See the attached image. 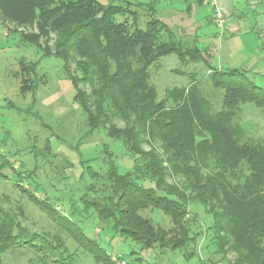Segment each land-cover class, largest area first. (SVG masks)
<instances>
[{
	"label": "trees",
	"instance_id": "obj_1",
	"mask_svg": "<svg viewBox=\"0 0 264 264\" xmlns=\"http://www.w3.org/2000/svg\"><path fill=\"white\" fill-rule=\"evenodd\" d=\"M123 3L117 5L113 0L106 6L97 0H0V23L35 26L38 30L36 35L12 31L9 35L12 37L5 38L35 49L42 59L54 57L62 62V71L73 85L75 96L84 102L88 132L103 129L110 136L117 137L119 140L116 141H120L122 147L133 145L144 153L154 179L150 187L134 182L128 171L120 173L115 161H108L103 147L102 157L107 160L103 163L105 168L100 177L92 179L89 184L83 181V186L74 194L70 192L68 198H62L63 201L59 202L61 211L50 203L45 189H40L43 184L35 182L32 175L26 173L29 170L25 163V166L23 163L19 165V170L0 154V178L11 180L17 190L27 194L41 207V211L53 216L61 229L88 250L97 263L111 264V259L70 221V217L78 212L96 214L99 221L111 227L115 236L127 239L146 251L157 243L163 244L167 231L141 217L139 211L147 208L159 210L178 228L174 236L179 238L180 235V239L170 246L184 249L189 241H194L185 226L188 205L197 202L212 217L206 234L212 235L221 253L229 246L235 252L233 264H264V187L258 188L250 182L242 187H232L224 173V176L218 174L203 178L197 168L207 150H213L218 158H223L220 163L225 168L240 159L228 152L209 118H219L222 128L229 132L241 103L253 102L264 109V89L249 81L241 70L225 71L209 66L213 74L210 73L206 80L214 91L222 92V109L212 117L204 118L196 105H205L210 99L201 85L193 81L187 89H179L178 95L175 90L167 93L169 99L176 102L168 113L165 99L157 101L156 88L149 81V67L168 55H176L180 63L188 60V63L195 64L206 60L197 44L192 43L194 45L187 48L186 40L178 39L168 25L155 17L156 4L133 0ZM195 3L199 5L202 0H195ZM142 8L148 11L144 29L138 27V10ZM189 8L191 6L186 4L184 11ZM125 15L132 16L134 21L129 22L127 17H123ZM117 18H122V21H117ZM50 35L56 38L51 45L53 49L47 43ZM71 52L76 58V74L73 76L69 74L68 67ZM38 65L39 61L34 62L31 68L37 70ZM79 84H89L93 88L92 96L96 100L93 111L88 106L87 96L84 101L85 96L77 92ZM111 118L121 121L123 128L113 124L106 127V121ZM198 127L214 140L207 137L199 139L203 132ZM145 138L153 146L148 152L142 150V144L148 143ZM157 143L164 145L161 154L156 150ZM218 146L220 148L216 149ZM49 148L52 152L51 146ZM250 151L255 155L245 156L248 171L264 177V152L253 148ZM165 153L171 154H166L168 157L165 158ZM180 159L187 163L185 177L191 183L185 189L167 181L169 170L165 165H173ZM81 166L90 172L89 163L84 162ZM173 171L178 173L180 169ZM94 177H97L95 173ZM37 192L43 197L40 200L36 198ZM45 235L26 227L12 209H5L0 200V264H3L2 254L20 244L29 246L36 253H44V257L46 252L52 254L58 247L53 241H60V238L55 235L53 240H48ZM120 259L118 256L116 260Z\"/></svg>",
	"mask_w": 264,
	"mask_h": 264
},
{
	"label": "rangeland",
	"instance_id": "obj_2",
	"mask_svg": "<svg viewBox=\"0 0 264 264\" xmlns=\"http://www.w3.org/2000/svg\"><path fill=\"white\" fill-rule=\"evenodd\" d=\"M97 1L106 6L113 2ZM124 1L126 0H114V3L122 5ZM133 1L156 4L155 17L168 25L178 39L186 40L187 48L197 44L206 60L195 64L185 60L182 64L176 55H168L149 67V81L156 88L157 101L165 99V110L168 113L174 109L176 102L169 99L167 93L175 90L174 93L178 95L179 89H187L193 81L201 85L204 94L210 99L205 105H196L204 118L212 117V114L222 109V92L214 91L206 80L210 73L213 74L209 66L225 71L241 70L249 81L264 89V0H216L215 8L208 3L209 0H202L199 5L195 0ZM186 4L191 6L188 11H184ZM142 9L138 10L140 29H144L147 19L145 14L148 12L145 8ZM216 9L222 13V23L214 18ZM123 17H127L129 22L134 21L132 16ZM117 21H122V18H117ZM12 31L38 34L35 26L0 23V154L18 169L21 163H25V168L29 170L26 173H30L35 182L43 184L40 189H45L44 193L48 195L50 203L59 207L60 211L62 207L59 202L63 201L62 198H68L70 192L74 194L84 182L89 184L92 179L100 177L105 168L103 163L107 160L102 157V147L108 154V161L113 159L112 162L115 161L120 173L128 171L134 182L150 187L154 179L144 153L133 145L122 147L121 142L116 141L119 140L117 137L110 136L103 129L89 133L84 102L75 96L73 85L62 71V62L54 57L42 59L35 49L20 46L11 38L6 39V36L12 37L9 36ZM55 40L50 35L47 43L51 49ZM69 55V74L73 76L76 74V58L74 52ZM37 61V70L32 69ZM78 91L85 96L84 101L87 96L90 101L88 106L93 111L96 100L93 99L91 85L79 84ZM239 106L240 110L229 126L231 132L222 128L224 126L219 118L209 120L221 135L228 152L240 159L231 164V167L225 168L220 163L224 159L218 158L213 150H207L197 168L203 178L225 174L224 177L229 179L232 187H242L250 182L261 188L264 187V177L248 171L245 156L255 155L250 148L264 152V109L253 102L241 103ZM110 124L118 128L124 126L116 118L106 121V127ZM198 129L203 132L199 139L211 138L203 128ZM145 140L148 143L142 144V150L148 152L153 146L150 140ZM213 140L214 138L210 139ZM156 147L161 154V147L164 145L157 143ZM218 148L220 146L216 149ZM166 154L171 153L163 154L165 158L168 157ZM84 162L91 165L90 172L82 168ZM186 164V161L180 159L173 165H165L169 170L167 181L177 184L179 189H185L191 184L185 177ZM173 169L180 171L174 173ZM94 173L97 177H94ZM189 191L190 189L187 190ZM36 195L39 200L43 198L40 192ZM0 200L5 209H12L18 220H22L32 231L45 233L48 240H53L55 235L60 238V241L54 239L53 243L58 247L52 254L46 252V257L44 253H36L29 246L20 244L2 254L3 264H102L95 262L89 251L76 243L72 235H67L53 216L49 217L41 211V207L27 194L17 190L8 178H0ZM139 215L167 231L163 244L157 243L152 249L140 250L139 245L115 236L111 227L103 224L92 213L87 215L85 212H78L70 217V221L100 246L111 259V264H233L235 261L232 248L227 246L221 253L212 235L206 234L213 220L197 202L188 205L185 226L190 230L189 237H194V241H189L184 249L170 246V243L180 239V235L179 238L174 236L178 228L173 226L167 215L152 208L139 211ZM35 245L38 246V243ZM118 256L121 257L120 260H116Z\"/></svg>",
	"mask_w": 264,
	"mask_h": 264
},
{
	"label": "built area",
	"instance_id": "obj_3",
	"mask_svg": "<svg viewBox=\"0 0 264 264\" xmlns=\"http://www.w3.org/2000/svg\"><path fill=\"white\" fill-rule=\"evenodd\" d=\"M208 3H210L212 5V7H214V8L217 6V1L216 0H209ZM214 18L216 19V21L218 23H222V13L220 11H218L217 9L215 10Z\"/></svg>",
	"mask_w": 264,
	"mask_h": 264
}]
</instances>
